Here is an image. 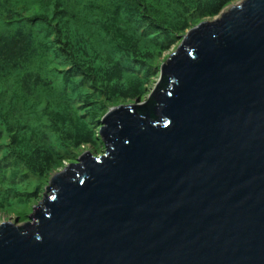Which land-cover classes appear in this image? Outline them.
<instances>
[{
  "label": "water",
  "instance_id": "95a60500",
  "mask_svg": "<svg viewBox=\"0 0 264 264\" xmlns=\"http://www.w3.org/2000/svg\"><path fill=\"white\" fill-rule=\"evenodd\" d=\"M160 77L32 224H0V264H264V0L193 27Z\"/></svg>",
  "mask_w": 264,
  "mask_h": 264
},
{
  "label": "trees",
  "instance_id": "16d2710c",
  "mask_svg": "<svg viewBox=\"0 0 264 264\" xmlns=\"http://www.w3.org/2000/svg\"><path fill=\"white\" fill-rule=\"evenodd\" d=\"M139 1L106 0L99 5L93 0L87 10L94 21L79 24L67 10V0H44L51 13L30 17L0 0V182L18 176L14 187L0 186V209L8 207L10 199L18 202L12 196L34 192L68 152L95 143L92 122L103 97L116 103L143 95L145 81L133 88L127 70L109 74L114 80L104 77L108 69L120 70L119 60L134 53L135 46L148 63V73L172 39L199 22V12L208 16L231 0H153L148 13L166 14L153 33L149 31L155 22L145 17ZM87 4L76 2L79 9ZM129 20L136 25L129 27ZM92 24L98 33L91 32ZM138 38L154 45L150 47L156 53H145ZM82 105L84 114L78 115L76 108Z\"/></svg>",
  "mask_w": 264,
  "mask_h": 264
},
{
  "label": "rangeland",
  "instance_id": "374dc122",
  "mask_svg": "<svg viewBox=\"0 0 264 264\" xmlns=\"http://www.w3.org/2000/svg\"><path fill=\"white\" fill-rule=\"evenodd\" d=\"M12 10H15L17 13H19L23 17H30V16H36V15H43L47 16L51 12L48 11V9L44 8L43 1L44 0H4ZM93 0H88V4L86 7L79 9L76 5L77 0H67V10L69 12H73V15L78 19L79 24L82 22H89L93 18V12L89 13L90 11L87 10V7L89 3ZM98 4L101 5V3H104L106 0H97ZM139 1V0H138ZM153 0H140L139 2L142 4L143 12L146 18L150 19L151 21L154 20L155 25L153 29H150V33H153L154 31L157 32L158 28L161 27L164 18L166 17V14L162 16L161 12H156L154 16L148 13V5L152 3ZM243 0H231L227 5L220 8L216 13L210 14L208 16H203L205 12H199L198 15V21L194 26L187 28L184 30L181 35H178L177 37H174L170 44L161 52V56L156 59L154 64L152 65L151 69L146 73L145 69H148V63L144 62L142 58L139 56L138 52L135 51L134 46V53L128 52V58L125 60H119V67L120 70H117L114 68V70L109 72V69L107 72L104 73V77L112 78L114 80L120 71L127 70L128 71V80L130 83V86L135 88L139 83H143L145 81V88L144 93L142 96L137 97L135 99H118L116 103H111L108 101L105 97L102 101H100L101 109L96 114V121L92 122V130L94 131V134L96 136V140L94 144H85L80 145L76 149H73L71 152H68L65 159H60V165L55 166L56 168H52L41 180V183L38 185L36 190L32 192L30 195L22 196V194H16L15 196H12L15 198V200H18V202H13L12 199H10V195H7L4 197L5 199H10V205L7 207H4L0 209V224H12L15 227H21L25 224H32V221L28 219L30 215L33 214V210L36 209L41 203L43 202L44 198H46L49 193L47 191V187L50 186V179L54 174L57 173H64V171L68 168L70 164L76 165L78 164V159L83 156L85 153L90 154L92 157L96 158L100 155L104 154L105 146L104 141L100 135V128L104 127L102 120L105 116L108 115V113L113 110L116 107H128V106H142L144 105L151 95L153 94L156 86L158 85L160 81V70L162 66L173 56L177 48L181 45V42L183 41V37L195 26L201 23L206 22H212L213 20H217L218 17L221 16V14L226 13L229 10V7L232 5L239 4ZM31 7H34V10H31ZM200 16V17H199ZM94 20H91L92 22ZM128 26L134 27L136 23L133 20H129ZM143 24V23H141ZM139 25V24H138ZM137 25V26H138ZM87 26L86 24H83V27ZM91 32L98 33L95 29V25H90ZM2 32V30H1ZM138 43L141 47L144 48L145 53H156L155 48H151L150 46H154L152 44H145L142 39L138 38ZM149 47H147V46ZM104 50L107 49V47H103ZM145 54V55H147ZM105 100V101H104ZM84 106L80 108H76V113L84 114ZM89 115L85 116V119H89ZM17 177H8L5 178V180L0 182V186L6 187V188H12L14 187L18 181ZM20 185V184H19ZM12 195V194H11Z\"/></svg>",
  "mask_w": 264,
  "mask_h": 264
},
{
  "label": "clouds",
  "instance_id": "9594fccd",
  "mask_svg": "<svg viewBox=\"0 0 264 264\" xmlns=\"http://www.w3.org/2000/svg\"><path fill=\"white\" fill-rule=\"evenodd\" d=\"M105 146V145H104Z\"/></svg>",
  "mask_w": 264,
  "mask_h": 264
}]
</instances>
